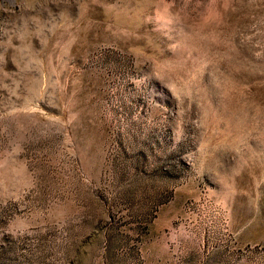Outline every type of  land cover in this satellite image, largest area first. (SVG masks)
<instances>
[{
    "label": "rangeland",
    "instance_id": "obj_1",
    "mask_svg": "<svg viewBox=\"0 0 264 264\" xmlns=\"http://www.w3.org/2000/svg\"><path fill=\"white\" fill-rule=\"evenodd\" d=\"M0 264H264V0H0Z\"/></svg>",
    "mask_w": 264,
    "mask_h": 264
}]
</instances>
